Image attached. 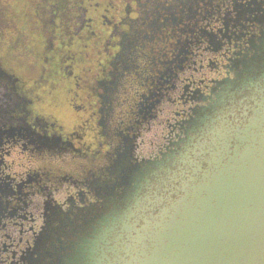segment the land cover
I'll return each instance as SVG.
<instances>
[{
  "label": "flooded vegetation",
  "instance_id": "1",
  "mask_svg": "<svg viewBox=\"0 0 264 264\" xmlns=\"http://www.w3.org/2000/svg\"><path fill=\"white\" fill-rule=\"evenodd\" d=\"M0 2L42 15L0 46V264H135L144 216L264 126V0Z\"/></svg>",
  "mask_w": 264,
  "mask_h": 264
},
{
  "label": "water",
  "instance_id": "2",
  "mask_svg": "<svg viewBox=\"0 0 264 264\" xmlns=\"http://www.w3.org/2000/svg\"><path fill=\"white\" fill-rule=\"evenodd\" d=\"M255 133L144 216L135 264H264V126Z\"/></svg>",
  "mask_w": 264,
  "mask_h": 264
},
{
  "label": "trees",
  "instance_id": "3",
  "mask_svg": "<svg viewBox=\"0 0 264 264\" xmlns=\"http://www.w3.org/2000/svg\"><path fill=\"white\" fill-rule=\"evenodd\" d=\"M25 12L28 17H22L20 4L0 2V46L2 49L12 47L14 51L20 52L24 48L22 42L25 37L24 30L33 31L42 28L41 11L36 5H25ZM29 14V15H28Z\"/></svg>",
  "mask_w": 264,
  "mask_h": 264
},
{
  "label": "rangeland",
  "instance_id": "4",
  "mask_svg": "<svg viewBox=\"0 0 264 264\" xmlns=\"http://www.w3.org/2000/svg\"><path fill=\"white\" fill-rule=\"evenodd\" d=\"M151 136H152V134H148L147 136H146V134H144V137H145L144 140L150 139ZM151 151H153V148L148 146V145L143 146V149L141 150L142 154L145 155V156L147 155V153H149Z\"/></svg>",
  "mask_w": 264,
  "mask_h": 264
}]
</instances>
